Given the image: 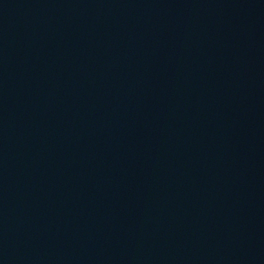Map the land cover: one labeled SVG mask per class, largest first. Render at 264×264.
<instances>
[{
	"label": "water",
	"instance_id": "obj_1",
	"mask_svg": "<svg viewBox=\"0 0 264 264\" xmlns=\"http://www.w3.org/2000/svg\"><path fill=\"white\" fill-rule=\"evenodd\" d=\"M0 264H264V0H0Z\"/></svg>",
	"mask_w": 264,
	"mask_h": 264
}]
</instances>
